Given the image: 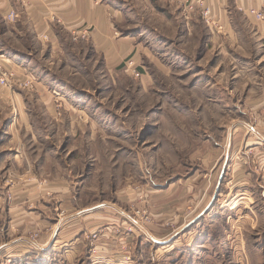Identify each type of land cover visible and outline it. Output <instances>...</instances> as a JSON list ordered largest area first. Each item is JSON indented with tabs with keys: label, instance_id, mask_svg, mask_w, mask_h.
<instances>
[{
	"label": "rangeland",
	"instance_id": "374dc122",
	"mask_svg": "<svg viewBox=\"0 0 264 264\" xmlns=\"http://www.w3.org/2000/svg\"><path fill=\"white\" fill-rule=\"evenodd\" d=\"M105 1L121 14L120 34L133 35L138 47L117 64L88 37H72L82 27L90 31L88 26L70 28L68 37L61 32L56 47L33 41L28 32L14 43L3 41L4 50L24 52L31 73L0 85L5 223L7 204L19 189L65 178L76 209L97 206L114 217L82 232L89 264H101L90 255L93 232L97 246L106 242L108 227L117 238L139 234L123 229L122 212L133 215L134 209L145 212L148 234L159 240L140 235L142 264H264V159L258 161L250 143L264 111L244 105L259 91L254 72L264 70V62L249 53L253 37L247 34L254 30L245 12L237 7L244 45L237 49L209 28L201 13L208 6L204 0ZM130 58L134 73L124 65ZM30 76L32 87H25ZM39 81L51 94L48 104L40 100ZM15 93L24 103L20 112L13 111ZM41 163L64 174L36 173ZM72 210L59 208L52 218L58 222ZM122 247L129 250V244Z\"/></svg>",
	"mask_w": 264,
	"mask_h": 264
},
{
	"label": "crops",
	"instance_id": "0c3cea01",
	"mask_svg": "<svg viewBox=\"0 0 264 264\" xmlns=\"http://www.w3.org/2000/svg\"><path fill=\"white\" fill-rule=\"evenodd\" d=\"M175 1L184 4L189 0ZM204 2L212 7L214 16H218L219 19L215 18L217 22L214 20L217 24L216 27L209 28L216 31L217 34L225 36L227 43L230 42L233 45L237 43L236 48L243 49L244 45L240 44L242 39L237 32L241 25L235 21V14L240 13L237 6L241 4L246 8L252 7L264 12V0H240L239 2L234 0H204ZM11 11H14L17 17L8 21L5 16ZM244 15L254 30L251 36L246 32L249 37H253L247 38L249 41L247 44L249 48H252L247 51L251 56L257 58L258 62L263 63L264 20L259 21L254 15L246 12ZM120 20L119 10L105 0H0V54L8 61L6 65L15 72L16 80L24 78L27 72L30 73L23 55L24 52L4 50L3 41L10 42L9 39H13L12 42L14 43L18 41L19 37H23L24 33L28 32L34 39L33 41L56 47L60 42L61 32L67 34L68 37L70 28L88 26L90 29L88 41L92 47L102 52L106 60L111 61V64H117L126 55L134 54L135 56L138 52L134 36L120 34L117 29L116 22L120 23ZM44 36H47L46 41L43 39ZM238 40L241 41L238 42ZM259 44L262 46V50L256 48ZM254 73L257 74L255 77L260 79L259 91L249 99L250 102H245L244 105L251 107L252 110L264 111V70L262 69L260 72L256 70ZM38 85L41 96H45L41 97L40 100L44 104L50 103L51 94L45 92L48 89L40 81ZM15 94L16 100H18L16 101L18 108L14 106L13 111L17 112L18 109L20 112L24 103H21L20 95L18 97L17 93ZM254 128L256 129L254 132L256 140H251L250 143L254 144L253 147L257 149L254 150L257 153L256 157L259 162H262L264 159V156H261V150H264L261 148L262 145L264 146V120H261ZM238 144L241 145V142ZM43 163L34 167L36 173L64 174L62 171L58 172L57 167L51 164L43 165ZM241 166L238 164V167ZM253 170L260 173L261 167L253 168ZM233 171L235 170L233 169ZM3 197H0V209L6 207L5 201L2 202ZM75 204L69 199V189L65 178L51 180L44 186L42 185L41 188L31 185L19 189L16 198L7 204V212L10 215L7 223L4 221V215L0 212V223L4 221V224H0V264H8L7 262L11 258L12 264H60L62 261L60 259L63 257L64 261L67 259L70 264H89V257L86 255L88 254L87 244L82 232L86 227L96 230L97 226H102L100 224H102L103 219L114 217L103 216L98 211L99 208H96L97 206L91 209H76ZM70 207L73 210L68 212L69 214L67 213V217L59 219L61 224L59 221L53 220L54 211L59 208L67 210ZM115 219L111 223H114ZM28 231L38 232L37 244L34 247L27 244L30 242ZM113 234V230L108 227L106 235L103 237L106 242L103 241L99 246L101 256H99L98 263L142 264L139 260L143 259V254L146 251V247L141 246V243L145 242V238L140 234H135V236L129 234L124 239L117 238ZM155 240L159 241L155 238L153 242ZM131 242H133L132 245ZM128 244L129 250H123L122 245ZM125 255L128 256L127 260L124 258ZM56 256H58L57 259ZM63 263L67 264L66 262Z\"/></svg>",
	"mask_w": 264,
	"mask_h": 264
},
{
	"label": "built area",
	"instance_id": "2783aa9c",
	"mask_svg": "<svg viewBox=\"0 0 264 264\" xmlns=\"http://www.w3.org/2000/svg\"><path fill=\"white\" fill-rule=\"evenodd\" d=\"M202 0H197L198 3H202ZM237 2H239L240 0H235ZM190 9H193L192 5L188 6ZM239 10L246 12L248 14L254 15V17L259 20V21H263L264 20V12L255 8H246L244 6H242L241 4L237 6ZM202 15L205 18L206 23L210 26V27H216L217 24L215 23V21L212 19V16L210 15L211 10L210 8L207 7H203L202 8ZM16 16V13L14 11H11L8 14L9 20H12L14 17ZM90 31L88 30V28L82 27L79 30H74V32L71 33L72 37L74 39H77L79 37L81 38H87L89 36ZM44 39H46L47 37L44 36ZM5 58L2 54H0V85L4 86V87H9L11 86L10 84L12 83L11 80H13V78L15 77V72L8 68L7 66H5L4 64ZM125 67L132 68L131 71L134 73L136 65L134 66V60L133 58L128 59L125 63H124ZM22 82L24 80H21ZM20 81V82H21ZM34 78L32 76L28 77L23 83L22 85H24L25 87H32ZM123 216H124V223L127 224L126 228H123L126 230L127 233H135L134 229L137 231L140 235H143L146 239H155L154 237H152L150 234H148L147 228L145 227L146 221L148 219V217L145 215V212H143L142 210L139 209H134L133 210V215H129L126 212H122ZM142 233V234H141ZM92 237L90 238V245H91V257H93L95 259V261H99V246H97L94 242L97 240V234L95 232L92 233ZM37 239H38V234L34 233V234H30V242L31 246L34 247L37 244Z\"/></svg>",
	"mask_w": 264,
	"mask_h": 264
}]
</instances>
